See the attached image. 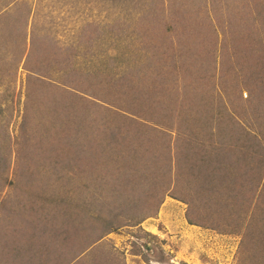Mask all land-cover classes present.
Returning a JSON list of instances; mask_svg holds the SVG:
<instances>
[{"label": "rangeland", "instance_id": "rangeland-1", "mask_svg": "<svg viewBox=\"0 0 264 264\" xmlns=\"http://www.w3.org/2000/svg\"><path fill=\"white\" fill-rule=\"evenodd\" d=\"M217 2L218 4L213 6L214 0H203L202 4L200 0H0V15L4 16L0 19V143L3 145L0 153V157L2 155L0 158V264H6L5 260L8 258L12 261H20L21 264L34 262L37 264H248L245 261L250 249L242 247V243L245 242L244 239L249 233L248 226L252 223L255 202L248 216L241 220L233 215L226 221L221 215H227L230 212L242 214L247 207L236 208L226 214H222L220 209L214 207L207 208L208 212L194 210L190 217L206 224L191 225L188 220V205L175 199L181 198L177 195V187L170 185V182L169 184L161 183L163 172L161 168L157 171L155 167L162 165V162L149 165V161L143 162L142 159L138 163L121 161L123 166L121 168L124 169L131 164L130 168L134 169H132L133 172L145 173V177L133 180L132 190L141 193L140 187L156 188L153 190L156 192L155 199L161 200L162 204L160 203L155 216L146 219L138 227L123 228L110 233L97 244L91 246L83 244L72 250H62L65 245L61 235L63 217L55 221L57 212L55 213L54 202L49 201L47 205L48 198L52 200L51 196H57L49 186L50 180L54 181L56 175L54 176L49 168L50 161L47 160L46 152L50 141H53L51 138L53 133L47 130L49 121L47 109L51 107V103L47 101V96H39L41 92H44V82L40 79L33 80L30 76V74L33 75L30 72L47 71L50 68L70 70L77 67L81 69L105 67L101 69L103 72L98 74L105 77L109 74V69L106 67H109L108 63L113 61L111 55L116 57L122 55L115 65L119 70L126 69L131 73L140 68L149 69L148 63L150 66H154L153 63H159V58L163 56L161 45L166 41H163L161 36L165 34H160V30L155 32L150 30L154 33H146V29L149 26L162 29L166 22L149 24L141 15H145L144 11L157 8L162 11L166 20H169L168 17H178L182 9H187L190 13V17L187 18H195L194 23L187 24L189 27L194 28L196 22L205 19L212 25L213 31H203L201 28L189 30V33L194 32L196 36L197 32L203 33V37L204 33L208 34V40L200 38L198 41V38H195L190 41L186 38L184 43L191 50L196 46L201 47L197 45V42L209 43L204 49L211 52L214 46L215 56L209 61L204 60L206 55L199 56L201 60L195 62H193V56L190 58L192 61L190 64L186 63L183 51L170 50L167 54H175L174 60L180 63V66L176 67L184 69L185 82L191 81L190 85L186 86L184 80L175 82L170 76L165 87L157 85L156 90L159 91L154 96V91L147 89L149 85L153 87L155 75H150L151 71L148 75L144 72V83L143 80L141 83L144 84L143 99L146 100L144 104H141L142 109L137 111L134 108L130 111L133 114L119 111V115L111 114L109 125L113 128L119 121L117 123L125 126L121 134L126 131L132 133L133 130L128 124L131 120H138L136 118L139 116L141 125L147 129H154L153 131L159 132V135L167 133L173 137L168 140L173 147L174 138L179 135L187 138L190 135L189 140L196 144L195 141H199L191 134L199 135L201 119L205 120L209 115L205 106L210 103L205 102V98H200L205 91L203 87L207 81L210 84L216 83L208 87V98H216L214 95L222 94L224 92L223 84L220 83L222 70L228 68L223 54L225 34L220 26L222 22H217L219 14L223 15L225 20L227 19V4L226 0H217ZM148 17L151 16L146 15V18ZM172 25L180 27L181 24ZM173 41L176 42V39ZM102 59L106 60L104 61L106 64L98 61ZM171 59L173 60V56ZM240 67L246 68L249 65L241 64ZM202 70L213 72L214 81H211V77L205 79L201 76L202 73L196 75L197 71ZM35 76L39 77V75ZM198 76L204 79L198 80ZM130 81L132 82L131 78ZM241 84V95L246 100L248 90L242 89L245 84L243 82ZM169 92L173 96L161 99V95ZM129 96L128 102H132L133 94ZM168 97L179 101L183 99L184 102L181 105L178 101L177 106H171L168 111L167 104L171 103L170 100L167 101ZM187 97L190 99L185 102ZM152 98L156 99L152 101ZM191 99L193 105H189ZM154 102H156L155 105H153ZM214 102L217 106L222 104H217V100ZM216 105L214 112L217 115ZM223 105L227 106L228 112L231 111L228 104L223 103ZM109 109L114 110L111 113L117 111L112 107ZM171 112L178 119L171 128L155 122L159 115H168ZM41 114L45 126H41L43 124ZM199 114L203 116L199 118ZM165 142H167L166 139ZM55 145L58 146L56 143ZM62 145L59 146L60 153H67L68 148ZM205 146L208 151L212 149L208 144ZM26 150L31 151L28 158L25 156ZM18 162L21 169L17 168ZM36 163L39 164L36 165ZM116 163L114 165L120 166L119 161ZM43 165H46L44 170L41 169ZM107 168L115 175L116 172L113 171L115 167ZM107 168L101 167L100 170L105 171ZM25 169L30 174L32 171L36 173L29 176L31 182L24 183L21 178L23 172L22 174L20 172ZM78 175L80 174L77 173L75 178L70 170L63 176V180L70 182L74 189L70 191L71 193L82 198L80 201L84 205L83 210L91 214L99 212L100 209L96 206L99 202L96 200L103 201L111 195L112 189L107 188L105 184L109 181L108 179L116 184V177L111 174L106 175L105 172L100 176L96 172L94 177ZM43 180L47 184L40 183ZM120 184L126 186L125 182ZM118 189L121 195L130 196L127 187ZM143 195L145 196L144 193ZM113 196H117L116 190ZM131 199L138 205L145 201L156 205L152 196L131 197ZM199 213L202 215L199 216ZM239 225L241 226L238 227ZM43 228L45 232L42 231ZM53 229L57 230V236L51 239ZM46 240L47 242L44 243ZM100 245L103 246L102 250L97 249ZM86 246L87 248L84 249ZM49 252L52 253L51 257Z\"/></svg>", "mask_w": 264, "mask_h": 264}, {"label": "trees", "instance_id": "trees-1", "mask_svg": "<svg viewBox=\"0 0 264 264\" xmlns=\"http://www.w3.org/2000/svg\"><path fill=\"white\" fill-rule=\"evenodd\" d=\"M200 1L202 4L203 0ZM216 4L218 2L214 0L213 6ZM226 4L227 19L225 20L220 14L217 16V22H222L220 26L225 34V51L223 54L224 61L228 64V68L222 70L220 82L223 84L224 92L214 95L217 99L208 98V87L216 83L210 84L207 81L203 87L205 89L203 97L197 95L201 99L205 98V102L210 103L206 104L208 107L205 106V109L209 115L212 114L211 116L208 115L205 120L201 119L199 135L191 134L194 139L199 141L194 140L196 144L189 140L190 135L189 138L179 135L174 138L173 147L172 143L168 141L173 137L167 133L159 135V132L153 131L154 129H147L141 125V117L139 116L136 118L138 120H131L128 124L133 130L132 133L126 131L121 134L125 126L117 123L119 121L114 124L113 128L109 125V115L111 114L119 115V112L133 114L130 111L134 108L137 111L142 109L141 104H144L146 100L143 99L144 72L145 75H148V72L151 71L150 75H155L152 83L154 89L152 90L150 85L147 89L154 91V96L159 91L156 90L157 85L165 87L170 76L175 82L184 80L186 86L191 82L188 80L185 82L186 72L184 69L176 67L180 66V63L174 60L175 54H167L170 50L173 49L174 52L183 51L186 63L189 62L190 64L192 63L190 58L193 56V62L201 60L198 58L199 56L206 55L204 60L207 61L215 56L214 46L211 52L204 49L209 43L197 42V45L201 47L192 45L196 46V50L195 48L189 49L190 47L184 43L186 38L190 41L195 38H198V41L200 38L207 39L208 34L204 33L203 37V33L197 32L198 35L196 36L194 32L189 33V30L201 28L203 31H213L210 22L205 19L196 22L194 28L193 26L189 27L187 24L194 23L195 18H187L190 17L187 9H182L178 17H168L169 20H166L162 11L157 8L144 11L145 15H141L144 17V21L149 24L156 25L155 23L166 22L162 29H154L149 25V28L146 29V33H154L156 30H160V34H165L161 36L163 41H166L165 44L161 45L163 56L159 58V63H153L154 66H150L148 63L149 69L134 70L136 73H129L126 69L119 70L115 65L122 55H117V57L111 55L113 61L108 63L110 66L106 68L109 69V74L105 77L98 75L99 72H103L101 69H105V67H98V69L95 67L86 69L77 67L70 70H53L50 68L47 71L30 72L33 74H30L33 80L40 79L44 82V92H41L39 96H47V101L51 103V107L47 109L49 112L47 113V120H49L47 130L53 133L51 137L53 141H50V146L47 147L46 152L47 160L50 161L48 163L49 168H51L54 176L56 175L54 181L53 179L50 180L49 186L56 192L55 195L57 194V196H51L52 200L48 198L47 205L49 201L54 202L55 213L57 212L55 221L63 217L61 235L65 245L62 250H72L83 244H88V246L97 244L110 233L123 228L138 227L146 219L155 216L162 202L155 199L156 192H153L155 187H140L141 193L132 190L133 180L145 177V173L133 172L134 169L130 168L131 164L129 167L121 168L123 167L121 161L138 163L142 159L143 162L149 161V165L162 162V165L155 167L157 171H160L161 168L163 172L161 183L169 184L170 182V185L177 187V195L181 198L176 197L175 199L188 205V220L191 225L204 226L206 224L199 222V219L190 217L194 210L207 211V208L213 209L214 207L220 209L222 214H226L244 206L247 207V210L242 214L230 212L227 215H221L222 219L226 221L233 215L241 220L248 216L249 210L255 202L252 223L251 226H248L249 233L246 235L242 247L250 249L246 263L264 264V0H226ZM213 11L216 13L215 9ZM146 15L151 17L146 18ZM2 16L0 15V19ZM172 24L181 25L175 27ZM141 37L143 38V34ZM174 39L176 42L173 41ZM211 39H213L211 42L213 45L214 38ZM207 50H209L208 47ZM172 56L174 61L171 59ZM166 57L167 59H165ZM98 61L106 64L104 62L106 60ZM241 64L249 65V67L241 68ZM200 73L205 79L214 76V73L208 70L197 71L196 75ZM179 74H181L180 77ZM35 75H39V77ZM203 77L198 76V80H203ZM142 80L143 83H141ZM211 81L214 79L212 78ZM241 82L245 84L242 89L248 90L246 100L241 95ZM131 94H133V101L128 102ZM167 96L173 95L170 92L165 93L161 95V99ZM156 98H152V101ZM188 99L190 97H187L185 102ZM168 100L171 102L167 104V109L170 111V107L177 106L179 100L171 99V97H168ZM215 100H217V104H222L217 106ZM183 102L181 99L179 104L182 105ZM223 103L229 105L230 112ZM155 104L156 102L153 103V105ZM214 104L216 105L215 108L218 109H215L217 115L214 112ZM189 105H193L192 99L189 100ZM107 106L117 110L116 113H111L114 110L107 108ZM222 114H225L224 117ZM201 115L199 114V118L203 116ZM42 118L43 115L41 114ZM156 120L157 124L171 128L178 119L171 112L168 115H159ZM41 121L43 122L41 126H45L43 119ZM155 122L153 121L156 125ZM62 144L68 148L67 153H60L59 146H63ZM205 144L210 145L212 149L208 151ZM2 150L3 145L0 143V153ZM26 153L25 156L28 158L31 151L26 150ZM117 161L120 162V166L114 165ZM38 164L36 163V165ZM45 167L46 165H43L41 169L44 170ZM101 167L103 169L115 167L117 169L114 168L113 171L116 173L113 175L114 173L109 171V168L101 171ZM17 168L21 169L19 162ZM94 168L97 170L98 176L102 175L103 172L106 175L115 176L116 184L108 179L109 181L106 182L105 186L112 189L111 195L103 201L97 199L96 201L99 203H96V206L100 210L97 209L99 212L96 211L91 214L83 210L84 205L80 201L82 198L71 193L74 189L70 182L63 180V176L71 170L75 178L77 173L80 174L78 175L80 177H89L90 175L94 177L96 175ZM22 172L21 178L24 183L25 181L31 182L29 176L36 174L33 171L30 174L27 169L20 173L22 174ZM119 174L120 177H118ZM43 181L40 183L47 184L46 181ZM122 182H125L126 186L120 184ZM49 186L47 185V188ZM121 187L125 189L127 187L130 196L121 195L122 193L118 189ZM115 190L117 192L116 197L113 196ZM146 196H152L156 205L148 201L138 205L131 199V197L142 198ZM200 215L202 213H199ZM44 230L43 228L42 231ZM56 231L53 229L51 239L57 236ZM46 242L47 240L44 243ZM97 249L102 250L103 246L100 245ZM15 254L21 255L22 253ZM48 254L50 257L52 256V253L49 252ZM107 254L109 257V253ZM113 255L114 253L110 257L111 260ZM5 263L21 264L20 261H12L11 258L5 260Z\"/></svg>", "mask_w": 264, "mask_h": 264}]
</instances>
